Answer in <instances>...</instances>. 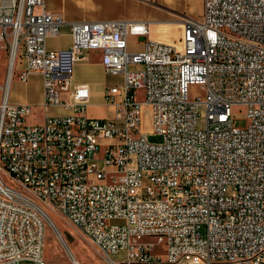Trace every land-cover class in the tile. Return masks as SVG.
Returning <instances> with one entry per match:
<instances>
[{
	"label": "built area",
	"instance_id": "built-area-1",
	"mask_svg": "<svg viewBox=\"0 0 264 264\" xmlns=\"http://www.w3.org/2000/svg\"><path fill=\"white\" fill-rule=\"evenodd\" d=\"M170 23L70 21L46 0H0V264H48L41 204L105 264H264V0H203L176 41L152 37ZM64 29L70 46L51 49ZM93 52L122 79L103 92L102 117L74 78ZM35 75L42 104L12 103L13 79ZM35 106L43 120L29 123Z\"/></svg>",
	"mask_w": 264,
	"mask_h": 264
},
{
	"label": "rangeland",
	"instance_id": "rangeland-1",
	"mask_svg": "<svg viewBox=\"0 0 264 264\" xmlns=\"http://www.w3.org/2000/svg\"><path fill=\"white\" fill-rule=\"evenodd\" d=\"M58 9L60 14H64L67 18L70 19H91V18H108V19H131L138 17H153L151 19L158 22H171L170 24L164 26H152V37L154 39H160L165 42L170 40L176 41L181 34V27L178 22L184 16H189L190 11L186 10L185 12L175 10L168 6L161 5L165 8H168L171 11L162 9L155 6V4L160 5L155 1L148 0H78L83 2L79 4L76 0H50ZM199 14L202 10V0H199ZM65 32L68 29H64ZM64 38L61 41L52 42L53 46L64 45ZM98 57H90L88 62H82L83 67L80 68L79 78L92 80L96 85V89L104 92L107 88H110L113 85H118L122 82L120 76L107 75L105 72L97 69ZM7 64H8V51L0 49V86L3 87L6 81L7 75ZM89 64V65H88ZM141 65H132L130 69L140 70ZM32 78V77H31ZM17 80L13 79L10 91H19L24 93L20 87L13 85V82ZM38 79L33 78L29 84L28 96L29 99L38 102L39 101V87ZM200 89L193 88L191 90V98L201 94ZM138 99L144 101L143 92H137ZM101 99H98V104L100 105ZM63 113L59 109H52L51 114H61ZM43 112L39 106L34 108V117L29 119V123H40L43 120ZM236 125L240 127L246 126V121L241 119L236 121ZM147 131H149L148 124H145ZM149 141L151 143H161L162 138L159 136H150ZM4 180L10 184L12 187L17 189L23 194L29 195V192L21 186L18 182L9 180L8 177H4ZM41 207L44 209L46 214L54 219V222L66 243L73 249L74 253L81 255L87 258L85 264H105L104 256L98 250L94 243H92L84 234H82L75 226H73L66 217L63 215L50 210L46 205L41 204ZM58 233L49 226H47L46 232V244L44 250V258L48 264H72V260L69 258L67 251L64 249ZM144 241L155 242L154 238H146ZM155 252L157 255H162L164 253L162 246L158 245L155 247ZM114 260H119L120 256H113ZM19 264H30L27 261H22Z\"/></svg>",
	"mask_w": 264,
	"mask_h": 264
},
{
	"label": "crops",
	"instance_id": "crops-1",
	"mask_svg": "<svg viewBox=\"0 0 264 264\" xmlns=\"http://www.w3.org/2000/svg\"><path fill=\"white\" fill-rule=\"evenodd\" d=\"M138 1L142 3V1H140V0H138ZM148 1H155V2H158L160 5L168 6L170 8H174L175 10L182 11V12H185L186 10H188V11H190V13H188V15L191 18H197V15L199 14V7H198L199 0H148ZM77 2L79 4L83 5V2L76 0L75 3H77ZM202 2H203V0H202ZM46 7H47V10L49 12L60 14L59 13V9L50 0H46ZM65 18L67 20H70V21H73V20H85V21L108 20V18H91V19L77 18V19H70V18H67L66 16H65ZM151 18H153V17H147V18L146 17H138V18L136 17V18H131L129 20H153ZM156 20H154V21H156ZM63 38L65 40V44L64 45H58V46H53L52 45V42L61 41ZM70 43H71V39H70L69 31H67V32L64 31L63 36L61 38L49 41V47L51 49L61 50V49L68 48L70 46ZM90 57H92V58L93 57H98L99 58L98 63H97L98 65L96 67H97V69H99V70L104 72V69H103V66H102V63H101L102 55L100 53H98V52H93V53H91ZM82 65H83V63H78L76 65V67H75V77L74 78H75V82L77 84H87L90 87V89H91L92 97H91L90 106H89L90 115L99 116V117L110 115L111 114V109L103 103V100H102L103 92H101V91L96 89L97 83H95L92 80H86V79H80L79 78L80 68L83 67ZM33 78L38 79L37 83H38V87L40 89L39 90L40 98H39L38 102H34V101L30 100L29 96L27 94L28 93V89H29V84H30V82L32 81ZM13 85H15L16 87L17 86L20 87L22 90H24V93H21L19 91H14V90L9 91V98H10L12 103H15V104H30V105H40V104H42V102H43V84H42V77L40 75L33 76L28 81V83H26V84L21 83L19 80H15V82H13ZM99 98L101 99L100 105H97Z\"/></svg>",
	"mask_w": 264,
	"mask_h": 264
},
{
	"label": "bare ground",
	"instance_id": "bare-ground-1",
	"mask_svg": "<svg viewBox=\"0 0 264 264\" xmlns=\"http://www.w3.org/2000/svg\"><path fill=\"white\" fill-rule=\"evenodd\" d=\"M47 222L49 224V226L52 228V230L56 231L58 233V237H60V241L64 247V249L67 251V254L69 256V258L72 260V264H74V262L76 261L78 264H85V262H87V258L81 256V255H78L77 253H74L73 252V249L66 243V241L64 240L63 236H61L55 222H54V219L52 220L51 217H49L47 214Z\"/></svg>",
	"mask_w": 264,
	"mask_h": 264
},
{
	"label": "water",
	"instance_id": "water-1",
	"mask_svg": "<svg viewBox=\"0 0 264 264\" xmlns=\"http://www.w3.org/2000/svg\"><path fill=\"white\" fill-rule=\"evenodd\" d=\"M155 6L160 7V8H162V9H165V10H168V11H171V10H169L168 8H165V7H163V6H161V5H158V4H155Z\"/></svg>",
	"mask_w": 264,
	"mask_h": 264
}]
</instances>
